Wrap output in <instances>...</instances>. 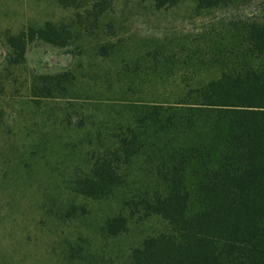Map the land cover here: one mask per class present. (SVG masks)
Returning <instances> with one entry per match:
<instances>
[{
	"label": "rangeland",
	"instance_id": "rangeland-1",
	"mask_svg": "<svg viewBox=\"0 0 264 264\" xmlns=\"http://www.w3.org/2000/svg\"><path fill=\"white\" fill-rule=\"evenodd\" d=\"M252 12L264 0L211 11L195 0H0V264H135L142 240L168 228L124 206L162 187L155 152L116 150L110 175L104 153L138 101L205 73L181 63L196 34ZM120 212L124 228L109 232Z\"/></svg>",
	"mask_w": 264,
	"mask_h": 264
},
{
	"label": "trees",
	"instance_id": "trees-1",
	"mask_svg": "<svg viewBox=\"0 0 264 264\" xmlns=\"http://www.w3.org/2000/svg\"><path fill=\"white\" fill-rule=\"evenodd\" d=\"M248 1L195 0L210 11ZM195 37L202 42L181 63L205 73L172 77L181 89L138 101L102 161L110 175L116 150L125 159L145 145L155 152L162 187L124 206L130 217L159 215L168 228L142 240L135 264H264V14L231 15ZM127 215L110 217L109 232L122 230Z\"/></svg>",
	"mask_w": 264,
	"mask_h": 264
}]
</instances>
